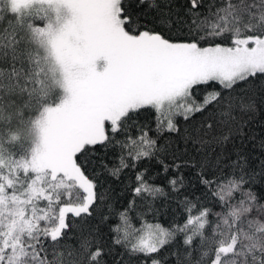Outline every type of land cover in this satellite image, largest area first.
Masks as SVG:
<instances>
[{
  "label": "snow or ice",
  "instance_id": "obj_1",
  "mask_svg": "<svg viewBox=\"0 0 264 264\" xmlns=\"http://www.w3.org/2000/svg\"><path fill=\"white\" fill-rule=\"evenodd\" d=\"M258 112L264 0H0V264H121L117 246L142 264H264V161L228 150ZM177 141L194 155L171 192L182 167L204 189L182 223L147 221L167 195L147 169L126 208L105 205L97 169L168 173Z\"/></svg>",
  "mask_w": 264,
  "mask_h": 264
},
{
  "label": "trees",
  "instance_id": "obj_2",
  "mask_svg": "<svg viewBox=\"0 0 264 264\" xmlns=\"http://www.w3.org/2000/svg\"><path fill=\"white\" fill-rule=\"evenodd\" d=\"M262 140H264V113L258 112L254 120L247 125L243 143L241 144V141L237 140L235 147L232 145L228 146L229 153L231 154V160H236L237 153H239L242 157L249 161L252 167H255L257 171H259L260 162L264 161V148H261L260 146ZM160 143L163 144L165 141L161 140ZM172 149H178L175 160H173L171 151L168 155L162 157L164 158L165 163L170 166L168 173H164L162 165L157 163L156 160H144L139 163L135 169H125L119 180L109 176L107 172L97 169V171L100 172L99 180L101 186L99 191L104 193L105 205L111 204L116 210H123L126 208L128 206V202L133 198L132 188L135 187L136 184V172L147 169L146 178L149 180V183L164 188L167 193L166 196H160L155 199L152 204V211L147 213V221L149 223L158 222L165 227H168L174 221L182 223L184 219V208L181 201L184 196H188L194 200L196 197H201L204 189L197 181L196 169L191 167H182L180 171L184 173L185 189L182 190L178 197L171 192V189L168 186V178L176 174L172 165L174 163L183 164L184 161H190L191 157L194 155L190 146L188 151L185 152V145L182 141L173 143ZM197 159H199V157H197ZM105 162L109 165V167L116 163L114 154L109 153L105 157ZM256 190H259V186ZM201 203L209 202L201 200ZM105 205L101 206L100 212L107 213V207ZM209 206H211L210 203ZM138 211H147V209L141 204ZM131 215L135 217L136 212L134 211ZM111 222L115 223V220L113 219ZM134 223L137 227L140 226L138 219H134ZM100 228L104 234L105 240H107L109 236L107 224L100 225ZM114 253L120 254L119 256H116L115 259L120 260L121 264H142V262L138 261L135 256L130 258L127 254H125L124 249L118 246L114 249ZM162 256L168 258L169 254L167 251L162 250ZM107 259L109 264H112L113 257L109 256Z\"/></svg>",
  "mask_w": 264,
  "mask_h": 264
}]
</instances>
